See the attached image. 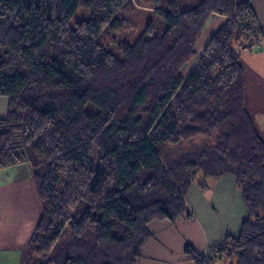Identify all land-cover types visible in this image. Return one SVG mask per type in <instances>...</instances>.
<instances>
[{"label": "trees", "instance_id": "16d2710c", "mask_svg": "<svg viewBox=\"0 0 264 264\" xmlns=\"http://www.w3.org/2000/svg\"><path fill=\"white\" fill-rule=\"evenodd\" d=\"M128 10L147 12L138 36ZM263 37L238 0H0V170L27 165L41 207L22 264H137L200 173L233 176L247 219L211 255L186 254L264 264V137L241 50Z\"/></svg>", "mask_w": 264, "mask_h": 264}, {"label": "crops", "instance_id": "0c3cea01", "mask_svg": "<svg viewBox=\"0 0 264 264\" xmlns=\"http://www.w3.org/2000/svg\"><path fill=\"white\" fill-rule=\"evenodd\" d=\"M249 2L254 8L260 26L264 29V0H238ZM224 20L215 18L209 22L203 38L205 42L221 27ZM255 53L242 57L255 77L259 95L264 91V37ZM258 85H263L259 87ZM247 108L257 125V111L264 103L247 91ZM0 97V118L4 112ZM259 129V128H258ZM262 133V131L260 130ZM202 176V175H201ZM206 180V177L202 176ZM195 182L185 196L186 215L176 224L157 221L150 224L153 237L144 247L137 264H195L186 255L190 247L199 254H208L215 244H221L227 236H239L242 223L247 219L242 193L233 176ZM41 217V207L30 168L27 165L0 170V264H22L31 246L35 229Z\"/></svg>", "mask_w": 264, "mask_h": 264}, {"label": "rangeland", "instance_id": "374dc122", "mask_svg": "<svg viewBox=\"0 0 264 264\" xmlns=\"http://www.w3.org/2000/svg\"><path fill=\"white\" fill-rule=\"evenodd\" d=\"M147 13V12H146ZM144 11L142 10H133V11H125L123 12V19H127L126 21V29L128 32H130L131 30V27L133 28L134 32H135V35L138 36V34L141 33V31L143 30V28L146 26L145 24V21L147 19V14H146ZM77 16L75 17L76 20H80L82 17H83V14L82 12L80 11L78 14H76ZM206 37H207V33H205ZM262 42V41H261ZM200 50H202L203 48V41L201 40L200 42ZM261 45V43L257 46L259 47ZM256 47V48H257ZM243 46H242V52L245 54V50H243ZM256 48L251 51V53H255L256 51ZM251 53H248V54H251ZM243 54V55H244ZM242 55V56H243ZM244 64V63H243ZM245 65V68H246V75H247V91L250 92L251 96L255 97L256 98V101L257 103H264V91H262V93L259 95V92H258V87L256 86L255 84V77L254 75L252 74V71H251V68L248 64H244ZM191 67H187L185 68V72H188V70H190ZM259 87H263V85H258ZM7 104H3L2 103V108H3V116H4V112L6 111V108ZM8 111V109H7ZM258 116H257V127L259 128V130L262 131V135L264 137V108H260L258 109L257 113H256ZM7 116V113L5 114L4 117L0 118V119H3ZM202 174L200 173L197 177H196V181L195 182H198L200 183L201 182V186L200 187H205L204 185V181H206L207 179H211V178H206V180L204 178H202L201 176ZM215 179V178H214ZM37 192V191H36ZM68 238L64 237L60 243V247L61 248H66L67 245L69 244V241L67 240ZM223 243V242H221ZM220 244H215L212 249H214L216 246H219ZM188 255V254H186ZM206 255H211V254H206ZM189 256V255H188ZM190 257V256H189ZM215 264H227L225 263L224 261H217L215 262Z\"/></svg>", "mask_w": 264, "mask_h": 264}]
</instances>
